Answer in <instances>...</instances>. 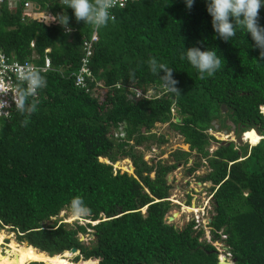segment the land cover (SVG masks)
Listing matches in <instances>:
<instances>
[{"label":"trees","instance_id":"16d2710c","mask_svg":"<svg viewBox=\"0 0 264 264\" xmlns=\"http://www.w3.org/2000/svg\"><path fill=\"white\" fill-rule=\"evenodd\" d=\"M24 1L0 4V48L36 64L47 55L51 69L42 73L46 86L36 111H14L0 122V230L28 244L12 243L0 264H218V251L198 222H167L174 206L167 175L179 167L187 176L202 167L196 178L210 182V241L223 244L231 264H264V58L249 47L250 36L216 37L204 0H194L191 9L182 0H128L98 29L90 68L103 87L92 83L86 92L73 74L91 25L76 22L71 9H65L72 27L67 35L58 24L42 22L63 0H28L41 16L22 21ZM259 22L264 25V8ZM191 46L215 47L225 61L221 69L199 79L182 58ZM152 59L173 68L180 94L161 86L150 71ZM136 90L152 92L134 97ZM214 119L221 129L230 122L237 137L251 129L263 137L250 147L219 141L208 132H218ZM157 124H166L188 149L145 160L137 147L159 149L168 141L154 132ZM122 159L131 161V174L113 169ZM75 196L90 209L82 223L57 219ZM72 248L76 254L63 256Z\"/></svg>","mask_w":264,"mask_h":264},{"label":"clouds","instance_id":"9594fccd","mask_svg":"<svg viewBox=\"0 0 264 264\" xmlns=\"http://www.w3.org/2000/svg\"><path fill=\"white\" fill-rule=\"evenodd\" d=\"M182 2L185 8L191 9L194 0H182ZM204 4L216 37L229 42L236 37L238 31L243 32L244 35L248 34L253 41L249 47L258 49V56L264 58V25L259 22V12L264 8V0H204ZM116 5L117 0H63L62 9L59 7L60 11L55 15L46 14V10L42 22L58 24L67 35L72 31V27L65 9H71L72 18L76 22L99 29L114 19L111 9ZM217 53L215 47L202 49L191 46L184 48L182 58L187 60L196 70L198 78L203 80L212 77L221 69L223 58ZM4 59L0 55V64H3ZM10 67L19 84L10 92L7 85L0 83V117H7V109L13 105L21 115H30L37 109L39 103L37 95L46 86V78L41 74V70L31 63L13 64ZM149 68L159 78L161 86L167 92L180 94L176 87L177 81L172 75L173 68L158 63L155 59L150 61ZM70 210L73 217L77 218L86 217L90 212L80 196L71 199Z\"/></svg>","mask_w":264,"mask_h":264},{"label":"rangeland","instance_id":"374dc122","mask_svg":"<svg viewBox=\"0 0 264 264\" xmlns=\"http://www.w3.org/2000/svg\"><path fill=\"white\" fill-rule=\"evenodd\" d=\"M31 14L35 16H41V13L39 14L37 11H31ZM44 15V14H43ZM152 90H148L147 93H151ZM222 122V121H221ZM223 123V122H222ZM229 125V129L231 130L230 135H223L220 131L218 132H212L208 131L211 135L215 137V139L219 141H233L237 143V145H243L247 144L249 147L253 146L251 143H249L247 140L243 139V134H240V136H235L233 125L230 122H226ZM219 124V123H218ZM154 132L162 133L168 136V141L164 143L161 148H156L155 145L151 146L150 150H144L143 147H137L139 151H143L144 153V159L145 160H151L154 159L155 156H159V159H166L169 156V153L173 151L174 149L181 148L184 151L188 149L187 145H184L182 143V138L178 135H175L166 124H157L156 128L154 129ZM219 138H218V137ZM222 136H225V138H222ZM227 137V138H226ZM258 143V141H257ZM214 143H212V146L210 147V151L214 148ZM160 149H163L164 152L160 155ZM158 158V157H157ZM101 161L107 162L106 159H100ZM192 162V159H191ZM190 162V163H191ZM189 163V164H190ZM125 164V165H124ZM118 167V168H116ZM114 170L119 169L121 171H126L127 173H132V165L131 161L129 159H122L119 161H116L113 164ZM127 168V169H126ZM180 168L182 169V172H180ZM204 171V168H200L197 172H195L191 176H187L186 173H184V169L182 167L177 168L174 170L171 174V179H173L172 186L170 192V201L172 204H174L173 208L168 213V216H170L173 212L178 211L179 216H177L171 223H173L176 227H182L184 226L188 221L191 219H194L198 224H200L204 230H205V238H209L208 234V228L206 227L209 217H210V204H209V195L206 188L208 187L207 183H201L197 178L196 175L202 174ZM198 182L201 183V185H198ZM189 197V199H188ZM194 204L197 208V212H187L183 209V206L188 207L192 206ZM55 218L51 219V222ZM57 219H62L64 222H73L74 220H78L79 223H82L81 217L74 218L71 214V210H63L57 217ZM71 219V220H70ZM0 231H3L5 234L4 241L0 244V261L2 260V254L8 253V251L11 249V244H16L20 249H24L26 247L25 242H18L16 240V235L14 232L10 231L8 228H4ZM4 237L0 232V238ZM86 240L87 238L84 237ZM218 247V254L220 255L225 254V249L223 246H220V243L217 245ZM69 253H64L63 256L68 257ZM30 262H36L37 264H45L43 261L40 260H31L26 264H29Z\"/></svg>","mask_w":264,"mask_h":264},{"label":"built area","instance_id":"2783aa9c","mask_svg":"<svg viewBox=\"0 0 264 264\" xmlns=\"http://www.w3.org/2000/svg\"><path fill=\"white\" fill-rule=\"evenodd\" d=\"M19 0H0V4L4 2L8 3H14L18 2ZM128 0H117V5L113 9H111V15L114 17V11L116 9H120L125 6ZM33 9V4L26 0L23 2V13L21 16V20L25 21L28 19L34 18L33 15L31 14V11ZM43 16V20H44ZM52 22H49L47 24H51ZM98 40V29H95L93 26H91V33L89 39L85 40L82 43V57L80 59V64L77 68V70L74 72L73 77H74V84L80 89H84L86 92H90L92 88H90V84L94 83L95 86L98 87H103V84L101 82L95 81L91 68H90V59L92 55V46L93 44ZM30 46L33 47V43H30ZM45 52H48V49L45 50ZM0 55H2L5 59L3 64H0V83H3L8 86L9 91L11 92L12 89L16 88L19 84V82L15 78L14 72L11 70V65L13 64H24V63H31L35 66H37L41 70V74L43 72H46L51 69V62L50 58L45 55L43 57V63L42 64H36L31 60H24V61H18L9 55H7L5 52L2 51L0 48ZM148 92V91H147ZM39 93V92H38ZM146 95H149V93L145 94L142 93L140 90L135 91V96L134 97H146ZM16 111L14 105L10 106L7 109L8 116L7 117H0V122H6L8 120H11L13 118V112ZM210 131V130H209ZM118 168V167H116ZM114 169V168H113ZM209 221V220H208ZM224 238V236H222ZM207 241L210 242L217 250L218 247L217 245L220 243V246H223L221 242L215 241L211 242L210 238H207ZM225 249V248H224ZM224 257L225 260L231 264V256L230 253H228L225 249V254L220 255V257ZM218 254V259L220 258Z\"/></svg>","mask_w":264,"mask_h":264},{"label":"water","instance_id":"95a60500","mask_svg":"<svg viewBox=\"0 0 264 264\" xmlns=\"http://www.w3.org/2000/svg\"><path fill=\"white\" fill-rule=\"evenodd\" d=\"M226 111H227V109H226V107L224 106V105H222L221 106V113H226ZM176 121H179V119L178 118H176L175 119ZM211 125H212V127L214 128V130H216V131H220L223 135H230V133H231V130L230 129H228V128H222L221 129V126H220V124H218V122H217V120L216 119H214V120H212L211 121ZM255 132H256V134H258L259 136H260V134H259V132L256 130V129H253ZM243 134V133H242ZM263 136H260V139L262 138ZM191 162V160H189V163ZM180 170L182 171V169L180 168ZM167 180L170 182L171 181V174H168L167 175ZM207 183V185L209 186L210 185V182H206ZM198 185H201V183L200 182H198ZM192 205H194V204H192ZM179 215V212L178 211H175V212H173L170 216H167V222L168 223H171L177 216ZM211 219V217H209V220ZM46 225H51L52 224V222L51 221H46V222H44ZM79 240H84V237L83 236H80V239ZM25 244L26 245H28L27 244V242H25ZM66 252H70V253H72V252H77V250L76 249H74V248H72V249H70V250H68V251H66ZM218 264H229L226 260H225V258L222 256V257H220L219 258V261H218Z\"/></svg>","mask_w":264,"mask_h":264},{"label":"bare ground","instance_id":"6f19581e","mask_svg":"<svg viewBox=\"0 0 264 264\" xmlns=\"http://www.w3.org/2000/svg\"><path fill=\"white\" fill-rule=\"evenodd\" d=\"M218 137V136H217ZM244 140H247L249 143H251L252 145H255L257 143V141H259V135L256 134V132L251 129L247 132L244 133V135L242 136ZM219 138V137H218ZM222 138H225V136H222ZM227 138V137H226ZM125 165V164H124ZM127 169V168H126ZM183 209L187 212H197L198 211V208L195 206V205H192V206H188V207H185L183 206ZM179 216V215H178ZM76 218V217H74ZM71 220V219H70ZM2 234H4V232H2ZM70 253V252H69ZM76 254V252H72L70 254ZM74 264V263H73Z\"/></svg>","mask_w":264,"mask_h":264},{"label":"crops","instance_id":"0c3cea01","mask_svg":"<svg viewBox=\"0 0 264 264\" xmlns=\"http://www.w3.org/2000/svg\"><path fill=\"white\" fill-rule=\"evenodd\" d=\"M180 172H182V171L180 170Z\"/></svg>","mask_w":264,"mask_h":264}]
</instances>
